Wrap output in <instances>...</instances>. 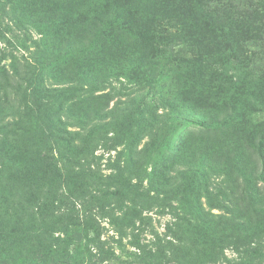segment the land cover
Segmentation results:
<instances>
[{"label":"trees","instance_id":"obj_1","mask_svg":"<svg viewBox=\"0 0 264 264\" xmlns=\"http://www.w3.org/2000/svg\"><path fill=\"white\" fill-rule=\"evenodd\" d=\"M6 21L40 38L0 47V264H125L95 213L126 264H264V0H0L27 50Z\"/></svg>","mask_w":264,"mask_h":264},{"label":"rangeland","instance_id":"obj_2","mask_svg":"<svg viewBox=\"0 0 264 264\" xmlns=\"http://www.w3.org/2000/svg\"><path fill=\"white\" fill-rule=\"evenodd\" d=\"M23 24L24 23L22 24L18 23L16 26L14 24H11V22L6 21L4 23V26L6 25L10 26L13 31L11 33H8L9 34L8 37L9 36L11 37L13 34H15L14 36L18 38L19 42L21 43V46L24 45L27 50H24L22 47H20L19 43L16 40L15 41L13 40V44L11 46L8 45L4 46V44L1 43L0 47L5 48L7 52H12L14 55L19 57L34 56V52H35L34 41H38L40 36L37 34V32L34 29H32L28 25L29 23L27 24L25 23L24 25ZM3 64L7 65L9 64V61H4ZM113 85L117 89H119L120 87V84L116 82H113ZM108 91L109 89H107L102 93H106ZM124 92L127 93V90H125ZM117 99L118 98L114 99L110 103V106H112ZM95 156L98 157L99 159L95 161L97 165H94V168L100 169L103 173L107 174L108 171L105 170V168L108 165V163L116 157V152L107 153L103 149H98L95 152ZM144 186H146V180L144 181ZM143 216L145 218V221L143 227H141L142 231H140L142 232L141 239L143 243H150L151 240H153L152 236L149 234L150 231L156 232L159 235V237L163 238L166 232L165 226L167 223L172 221L171 218L167 215H162L158 210L153 208L150 209L149 211H145L143 213ZM93 219H94V228L98 229L100 235V242L104 245L105 249L113 250L115 255L119 258V260H121V263L123 262L126 264L132 262L133 258L131 257L127 258L128 253L130 251L128 245V238H122L121 242H119L120 236L117 234L114 225H112L108 219L102 218L101 215H99L98 213L94 214ZM58 227L56 226V228ZM58 235L59 233H56L55 237ZM90 237L92 238V235ZM225 255L226 258L230 261L236 258V256L233 253H231L230 250L225 251ZM99 264H114V262H102Z\"/></svg>","mask_w":264,"mask_h":264}]
</instances>
